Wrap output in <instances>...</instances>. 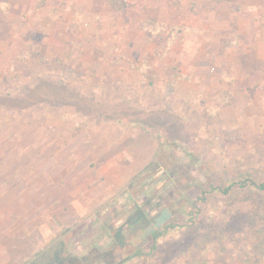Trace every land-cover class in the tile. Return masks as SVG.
I'll return each instance as SVG.
<instances>
[{
  "label": "rangeland",
  "instance_id": "374dc122",
  "mask_svg": "<svg viewBox=\"0 0 264 264\" xmlns=\"http://www.w3.org/2000/svg\"><path fill=\"white\" fill-rule=\"evenodd\" d=\"M55 1L0 0V264H34L61 243L63 256L81 264H264V190L252 184L264 183V92L222 95L220 104L203 96L199 106L181 107L174 85L168 108L153 109L142 90L148 98L134 113L131 76L153 73L159 106L166 78L180 74L166 56V33L151 36L144 24L171 22L169 4L182 8L185 0ZM212 1L190 6L223 8ZM66 7L79 12L69 27L55 14ZM119 22L129 25L125 34L136 29L152 41L134 51L129 81L109 84L115 91L107 98L90 72L100 66L82 65L79 34L68 32L93 27V46L103 28ZM65 30V53L56 57L50 48ZM107 42L89 52L90 61L112 60L114 50L121 56ZM113 65L108 71L116 73ZM130 128L145 145L149 138L156 143L148 162L137 156L140 140L129 138ZM109 160L116 161L113 170ZM232 183L226 194L216 189ZM160 231L166 232L154 240Z\"/></svg>",
  "mask_w": 264,
  "mask_h": 264
},
{
  "label": "crops",
  "instance_id": "0c3cea01",
  "mask_svg": "<svg viewBox=\"0 0 264 264\" xmlns=\"http://www.w3.org/2000/svg\"><path fill=\"white\" fill-rule=\"evenodd\" d=\"M62 1L64 0H56L55 2H57L58 5H61ZM69 1H71V4H76L78 0ZM190 1L200 3L206 0H185L184 3L187 6L182 8L180 5H177V3L176 5L169 4L170 11L174 16L171 18V22H162L164 23L165 28H181L179 35L165 48V53H167L166 56L170 58L171 64L176 62L179 63V76H168L166 78L164 83L167 85V92H165L164 96H161V93H159L160 95L158 96V99L163 98L162 101L165 104L156 106V98L158 94H154V91L156 93L158 91L156 87L157 78L152 79L153 73H151L148 76V79L146 78V75H142L138 70V72L141 73L140 78L134 79L132 76L130 77V83L135 87V90L138 93L137 99L139 101L137 106L134 104V113L141 112L145 104V101L143 102L141 100L148 98L146 95L143 96V94H141L142 90H146L149 93L150 99L153 100V109L164 107V105L168 108L167 94L172 88H174L172 87L174 85L176 89V98L181 103V107L191 104L199 106L203 96L213 100L212 102L214 103L217 101V103L220 104L218 100H221L220 96L222 95L237 99L239 94H249L250 97L254 95L256 98V94L261 95L264 92V0H213L211 2L212 4L221 2L223 8H214L210 11L197 12L195 9L192 10ZM233 3H235L238 8L236 12L234 8L230 9V6H232ZM91 5L93 7L95 3L93 2ZM66 8L67 9H65L64 12L61 9L59 10V8L58 10L55 9V14L60 15L58 18L60 20L62 19L61 23L66 22V25L69 27L71 26L73 19L77 22V16L75 14L79 12L77 11L78 8ZM69 10L72 11L70 12ZM196 10L198 9L196 8ZM22 13L21 17H23ZM65 13L70 14L69 21L63 20L66 17ZM209 19H217V21L223 19L224 21L223 23L210 26L209 22L206 21ZM246 19H249V27L237 28L234 26L236 20ZM158 20V22L161 21L159 17ZM126 24V22H119L118 25L116 24L113 27H107V29L103 28L100 32L103 33L102 35L104 36H102L100 42H98V40L95 41L93 46L88 39L90 35L93 36L97 33L93 32V27L90 29L87 27L84 32L85 34H83L81 29L80 32L77 31L76 33L68 32L69 35L75 34V37L79 34L80 38L77 39L78 44H83L81 56V59L83 60L82 65L87 68L92 66L94 68L98 66L99 68L100 66V69L90 71L95 74V76L90 75L99 79V83L102 88H104L102 93H107V95H105L107 98H110L111 93H114L115 91L114 88H110L111 85L109 84L117 83L118 86H120L122 83H127L129 81L127 72L130 68V59H135L134 51L139 48V46H144L146 44L144 43L145 41H152L149 40V36H145L143 31L142 33L144 37H142L141 33L136 29H134L132 34H125L129 26ZM66 30L65 33L56 34L54 36L57 38V41L56 44L51 46L52 48H50V50L52 49V52L56 57H62L65 53V39L68 37L66 35ZM96 37L98 38L99 35ZM167 38L169 37L166 33V41ZM104 41H108L107 43L111 45L109 47L110 51L113 50L112 44L117 45L116 49L121 56H116L117 52L114 50V52L111 51L110 54L113 53L115 55V60H106L103 55V57L98 56L96 59H93L92 57L90 61L89 58L91 57L89 56V52L91 53L92 49L98 50L100 45L104 44ZM152 49L153 48L149 49V51ZM86 53L87 58L85 57ZM114 61H116V63ZM111 63L116 64V73H113L111 69V71H108V68L114 66ZM145 67L148 69V66ZM86 76L87 78L90 77L88 75ZM113 77L115 78V81ZM93 99H95L93 102H96L98 97H93ZM136 107H138L137 110ZM116 109L117 113L114 114L116 116H122L121 112L124 113V110H119L121 108ZM96 113V110L93 111L94 115H96ZM99 121L101 122V127L104 128L107 121L105 120L104 122L102 119H99ZM122 122L126 121L122 120ZM130 127H133V125H130ZM129 130H131V132L128 136L129 138L132 137V140H135L134 143H136L138 139L140 140L136 143L140 144V146L135 145L134 148L137 156L141 157L144 155L146 159L145 161L148 162L155 154L156 143L149 138L145 145V142L142 143L140 139L142 134L138 130H135L134 128H130ZM136 136L138 139H135ZM122 138L124 139V136ZM118 142L121 145V141ZM99 143L106 145L103 138L100 139ZM143 148H147L146 151ZM137 161L138 160H136V162ZM107 163L111 165L110 167L113 170V163L116 164V161L112 162L109 160ZM117 177L114 176L111 178L117 179Z\"/></svg>",
  "mask_w": 264,
  "mask_h": 264
},
{
  "label": "trees",
  "instance_id": "16d2710c",
  "mask_svg": "<svg viewBox=\"0 0 264 264\" xmlns=\"http://www.w3.org/2000/svg\"><path fill=\"white\" fill-rule=\"evenodd\" d=\"M144 29L149 32L150 34H158V33H167V36L169 38H167V43H170L172 40H174L179 33L181 32V28L180 27H172V28H165V26L155 23V22H146L144 24ZM77 51L74 49L73 53H76ZM21 57V56H20ZM73 56H71V59ZM252 184L254 186H256L258 189L260 190H264V183L261 184H257L256 182H252ZM236 183H232L229 186L225 187V188H216L219 189L221 192L223 193H228L233 186H235ZM238 185L240 187H245L246 186V181L244 182H238ZM141 217V216H140ZM171 227V226H167V229ZM166 231H160V232H156L152 234V238L154 240H157L160 236H162ZM127 248L125 247L124 250H126ZM64 251H63V244H59L58 246L56 245L55 248L52 250L51 254H49V256H47L44 259H37L35 260L34 264H74V263H78L81 264L83 263V259L82 258H77V260H73L72 258L69 257H64L63 256Z\"/></svg>",
  "mask_w": 264,
  "mask_h": 264
}]
</instances>
